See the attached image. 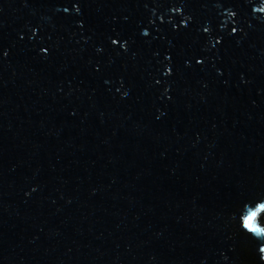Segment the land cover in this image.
<instances>
[{
    "label": "water",
    "instance_id": "obj_1",
    "mask_svg": "<svg viewBox=\"0 0 264 264\" xmlns=\"http://www.w3.org/2000/svg\"><path fill=\"white\" fill-rule=\"evenodd\" d=\"M263 211L264 0H0V264H264Z\"/></svg>",
    "mask_w": 264,
    "mask_h": 264
},
{
    "label": "clouds",
    "instance_id": "obj_2",
    "mask_svg": "<svg viewBox=\"0 0 264 264\" xmlns=\"http://www.w3.org/2000/svg\"><path fill=\"white\" fill-rule=\"evenodd\" d=\"M259 6V5H258ZM258 6H256L255 7V9L258 7ZM254 9V10H255ZM257 236H258V238H260V239H264V234H256ZM259 251H260V253L262 254V258H264V244H262L261 246H260V249H259Z\"/></svg>",
    "mask_w": 264,
    "mask_h": 264
},
{
    "label": "snow or ice",
    "instance_id": "obj_3",
    "mask_svg": "<svg viewBox=\"0 0 264 264\" xmlns=\"http://www.w3.org/2000/svg\"><path fill=\"white\" fill-rule=\"evenodd\" d=\"M247 226H248L249 228H252V227H253V224H252V217H250V218L248 219V221H247Z\"/></svg>",
    "mask_w": 264,
    "mask_h": 264
},
{
    "label": "trees",
    "instance_id": "obj_4",
    "mask_svg": "<svg viewBox=\"0 0 264 264\" xmlns=\"http://www.w3.org/2000/svg\"><path fill=\"white\" fill-rule=\"evenodd\" d=\"M262 213H264V211H263ZM263 219H264V215H263ZM260 223L262 224V222H261V221H260Z\"/></svg>",
    "mask_w": 264,
    "mask_h": 264
}]
</instances>
